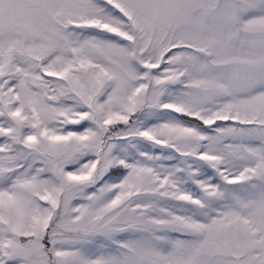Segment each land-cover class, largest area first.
<instances>
[{"label":"snow or ice","instance_id":"1","mask_svg":"<svg viewBox=\"0 0 264 264\" xmlns=\"http://www.w3.org/2000/svg\"><path fill=\"white\" fill-rule=\"evenodd\" d=\"M0 264H264V0H0Z\"/></svg>","mask_w":264,"mask_h":264}]
</instances>
